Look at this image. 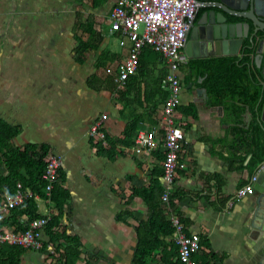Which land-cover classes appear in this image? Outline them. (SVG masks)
<instances>
[{"label": "crops", "instance_id": "0c3cea01", "mask_svg": "<svg viewBox=\"0 0 264 264\" xmlns=\"http://www.w3.org/2000/svg\"><path fill=\"white\" fill-rule=\"evenodd\" d=\"M115 2L0 0V119L20 128L11 141L13 146L43 144L51 155L60 157L56 185L68 193L60 226L65 236L79 243L67 245L78 253L72 263L131 264L137 244L135 227L151 215L138 191L155 197L167 221L177 216L188 234L200 236L205 248L195 255L198 264H264V210L257 216L253 213L259 193L254 191L228 206L238 189L254 182L256 167L249 166L252 154L247 148L234 151L231 144L236 129L264 128V57L260 68L254 60L247 65L262 89L252 107L236 93L231 95L232 91H219L221 96L211 93L210 81L198 75L197 69L190 70L188 63L253 59V52L186 57L180 66L181 104L175 121L188 145L186 168L178 171L170 188L171 195L183 196L171 207L162 201V106L166 92L160 83L167 69L159 56L147 49L144 64L123 88L114 89L106 82L105 69L115 68L130 47L128 43L121 47L118 35L109 31L108 17ZM89 26L101 42L95 43L98 49L85 52L80 64L75 58L77 39L91 41ZM113 38L118 41L117 50L111 46ZM100 62L107 66L97 67ZM252 85L246 86L249 92ZM117 90L122 95L116 94ZM97 121L112 138H120L132 125V143L135 133L142 131L158 147L137 152L134 143L117 149L114 155L97 154L92 144L99 140L88 135ZM43 193L46 198L32 192L38 214L48 216L54 207L50 194ZM2 218L0 228L13 230ZM25 220V216L20 219ZM157 236L161 244H150L154 250L147 253L146 264L174 263L177 247L172 235L161 230ZM47 241L43 230L42 242ZM53 252L50 243L39 251L25 250L19 264H61L58 255L49 257Z\"/></svg>", "mask_w": 264, "mask_h": 264}, {"label": "built area", "instance_id": "2783aa9c", "mask_svg": "<svg viewBox=\"0 0 264 264\" xmlns=\"http://www.w3.org/2000/svg\"><path fill=\"white\" fill-rule=\"evenodd\" d=\"M197 7L198 3L195 0H116L108 17L109 31L118 35L119 45L121 47L127 43L130 45L125 58L117 67L106 69V74L112 76L118 88H123L129 78L137 73L139 56L146 46L159 56L167 69L160 83L161 89L166 92L162 106L164 138L161 145L164 153L162 160V179L165 183L162 201L164 202L169 200L170 188L178 171L186 168L184 156L188 141L175 121L177 109L181 104L178 70L187 61L183 48ZM100 124L101 121L95 122L90 127L88 135L105 144L106 134L100 130ZM135 144L137 152L144 148L149 151L158 147V144L142 131L137 134ZM61 166L60 157L50 154L41 176L47 184V191L57 184ZM252 183L238 189L228 206H231L234 200L239 201L247 195H252L254 193ZM19 193L23 194L19 195ZM28 197L33 195L22 191L20 186L13 194H5L0 202V216L23 205ZM47 221V218L33 220L24 232L0 231V247L8 244L34 251L41 250L42 227ZM169 221L174 229L172 239L177 247L181 264H198L195 255L203 249L200 236L195 233L188 234L177 216H171Z\"/></svg>", "mask_w": 264, "mask_h": 264}, {"label": "trees", "instance_id": "16d2710c", "mask_svg": "<svg viewBox=\"0 0 264 264\" xmlns=\"http://www.w3.org/2000/svg\"><path fill=\"white\" fill-rule=\"evenodd\" d=\"M88 33L91 37V41L88 42L80 38L77 39L75 58L80 64L83 63L85 52L98 49L97 44L101 42L100 37L91 33V26H89ZM147 49H150L152 53L156 54L150 47H144L139 56V67L142 66V61L144 59L143 54ZM156 56L158 55L156 54ZM103 58L104 55L101 59ZM244 60L238 61L236 57H231L227 59H217L211 63L205 61L191 64L189 62L188 68L192 71L197 69L196 72L198 75L206 76V79L210 81L208 89L211 93L218 95L219 91L224 89L232 91L230 92L231 95L236 93L238 96L242 97V101L248 102L249 106L252 107L254 102L258 101L262 89L260 85L254 81V75L247 67V65H249L248 63L254 64L253 59L249 57ZM106 66L107 64L104 62L97 64V67L104 68ZM106 82L112 85L114 89H117L116 85L113 83L112 77H108ZM249 83L253 84L250 92L246 88ZM116 92V94L122 95L121 90H117ZM219 95L221 96V94ZM132 131H135V129L132 125H129L120 138L107 136V143L105 145L99 141L96 144H92V146L97 149V154L114 155L117 149L130 147L134 144V142L132 143ZM19 132V127L12 126L0 119V202L5 194H13L16 191L17 185H20L23 190H25V188H30L34 194L36 193L40 197L46 198L43 192L47 184L41 179V176L46 167L47 159L51 154L50 149L43 144H26L23 148L13 146L11 141ZM234 133L236 138L234 142H232L231 147L234 151L247 148V153L250 152L252 154L249 166L255 168L264 160L263 129H259V126H252L247 129H236ZM135 135H137V132ZM4 170L7 173L5 176L3 175ZM60 171L61 170L58 171L59 176ZM135 192L140 195L147 204L151 215L145 222L138 221L135 227L137 244L131 264H146L147 253H151L154 250L150 244L152 242L161 244V242L158 241L157 232L162 230V233L165 235H172L174 229L171 227L170 221L165 219V213L159 208V204L155 203V197L153 195L146 193V195L142 196L138 191ZM182 196V193L170 194L169 200L165 203L173 207L176 200L180 199ZM49 198L54 208L50 210L51 216L42 217L48 219L44 232L49 238V241L44 242L43 246L46 249L50 243L54 247V252L50 254L49 257H56L58 255V261L61 264H73L72 262L75 263L78 253L75 250L73 251L74 248H67V245L79 243L74 237L65 236L60 226L63 204L67 201L68 193L62 190L61 186L55 184L50 192ZM23 216L26 217L25 222L20 221ZM40 217L41 216L37 212L36 200L34 197H28L23 205L12 209L8 217L3 216L1 221L6 226L12 227L15 232H24L28 228L30 221ZM1 225L2 224H0V227ZM61 248H63L64 253L59 255ZM25 250L26 249L19 246H11L8 244L1 245L0 264H19L20 257L25 253ZM54 259L56 262V258ZM170 264H181L178 253L176 261Z\"/></svg>", "mask_w": 264, "mask_h": 264}, {"label": "water", "instance_id": "95a60500", "mask_svg": "<svg viewBox=\"0 0 264 264\" xmlns=\"http://www.w3.org/2000/svg\"><path fill=\"white\" fill-rule=\"evenodd\" d=\"M210 7L190 23L183 48L185 56H237L248 50L260 68L264 57V0H217ZM261 73L264 75V64ZM253 177V189L259 193L253 210L257 216L263 214L261 208L264 210V160L256 166Z\"/></svg>", "mask_w": 264, "mask_h": 264}, {"label": "flooded vegetation", "instance_id": "af4514ba", "mask_svg": "<svg viewBox=\"0 0 264 264\" xmlns=\"http://www.w3.org/2000/svg\"><path fill=\"white\" fill-rule=\"evenodd\" d=\"M217 2V0H199L198 3V7H202L201 9H199L197 7L196 13H195V17H198L203 11L205 10H211L212 8L210 7L211 5L215 4ZM207 6H209L208 8H206ZM255 191V190H254Z\"/></svg>", "mask_w": 264, "mask_h": 264}, {"label": "bare ground", "instance_id": "6f19581e", "mask_svg": "<svg viewBox=\"0 0 264 264\" xmlns=\"http://www.w3.org/2000/svg\"><path fill=\"white\" fill-rule=\"evenodd\" d=\"M18 186H20V185H17V188H16V190L18 189ZM46 187H47V185H46ZM20 189L23 191V189H22V187L20 186ZM51 190H52V188H50L48 191H47V189L45 188V192L47 193V194H50V192H51ZM25 192H27V193H29L31 196L33 195V196H35L34 194H32V192L30 191V190H28V189H26V190H24ZM23 193H19V195H22ZM14 209V208H13ZM12 210V209H11ZM10 210V211H11ZM10 211H8L6 214H8V213H10ZM6 214H4V215H6ZM1 217H3V215L2 216H0V219H1ZM43 216H41L40 218H42ZM39 219V218H38ZM36 220V219H35ZM33 221V220H32ZM31 222V221H30ZM47 224V223H46ZM46 224L42 227V233H43V230H44V228L46 227ZM0 231H5L4 229L2 230V229H0ZM13 231V230H12ZM42 241V240H41ZM4 245V244H3ZM11 246H13V245H11ZM42 247H43V242H42ZM25 249V248H24ZM26 250H30V249H26Z\"/></svg>", "mask_w": 264, "mask_h": 264}, {"label": "rangeland", "instance_id": "374dc122", "mask_svg": "<svg viewBox=\"0 0 264 264\" xmlns=\"http://www.w3.org/2000/svg\"><path fill=\"white\" fill-rule=\"evenodd\" d=\"M111 46H114V48L117 50L118 49V41H117V39H115V38H113L112 39V41H111ZM121 62V61H120ZM116 67H117V65H116ZM115 67V68H116ZM139 68V67H138ZM105 72H106V69H105ZM109 77H112V76H110V75H108ZM114 83V82H113ZM115 84V83H114ZM116 85V84H115ZM116 87H117V85H116ZM118 88V87H117ZM95 124V123H94ZM100 130L101 131H103L102 129H101V124H100ZM89 131H90V128H89ZM89 131H88V134H89ZM104 132V131H103ZM105 133V132H104ZM106 134V133H105ZM106 138H107V135H106ZM106 138H105V142L107 143V140H106ZM92 139H94V138H92ZM99 141H101V140H99ZM101 143L102 144H104L102 141H101ZM105 143V144H106ZM134 143H135V141H134ZM104 144V145H105ZM135 146H136V144H135ZM164 158V157H163ZM59 180V179H58ZM171 191V190H170Z\"/></svg>", "mask_w": 264, "mask_h": 264}]
</instances>
